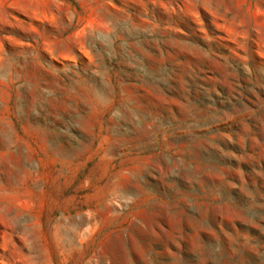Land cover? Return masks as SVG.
Listing matches in <instances>:
<instances>
[{"label": "rangeland", "instance_id": "rangeland-1", "mask_svg": "<svg viewBox=\"0 0 264 264\" xmlns=\"http://www.w3.org/2000/svg\"><path fill=\"white\" fill-rule=\"evenodd\" d=\"M0 264H264V0H0Z\"/></svg>", "mask_w": 264, "mask_h": 264}]
</instances>
